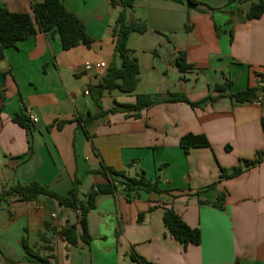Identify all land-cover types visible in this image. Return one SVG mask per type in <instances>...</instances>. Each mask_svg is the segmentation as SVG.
I'll list each match as a JSON object with an SVG mask.
<instances>
[{
	"label": "crops",
	"instance_id": "crops-1",
	"mask_svg": "<svg viewBox=\"0 0 264 264\" xmlns=\"http://www.w3.org/2000/svg\"><path fill=\"white\" fill-rule=\"evenodd\" d=\"M42 1L0 0V7L34 16L33 4ZM197 1L202 5L136 1L131 19L149 26L128 43L140 63V82L134 95L105 93L102 107L86 92L101 84L114 57L120 8H113L111 0H62L85 24L94 40L90 47L65 51L53 29L5 51L0 60V193L5 185L38 181L66 195L79 179L85 194L106 182L98 172L103 163L130 177L144 173L159 181L163 193L139 192L130 200L119 188L99 195L88 213L89 245L81 240L72 245L60 235L81 217L53 200L3 204L0 210L10 215L0 230V264H38L28 260L24 239L34 253L57 264H136L134 251L158 264H264V161L236 178L220 177L221 168L232 171L264 151V93L245 104L228 96L196 108L163 102L139 117L109 113L87 129L79 121L116 103L135 104L139 94L166 98L180 92L200 101L217 96L215 85L227 79L233 82L232 93L264 85V15L247 19L258 0ZM180 51L193 69L179 70ZM87 63L103 66L87 71ZM22 106L39 119L30 130L13 121ZM188 133L207 136L211 147L185 153L180 140ZM221 195L225 201L216 207ZM170 206L201 231L200 244L185 246L168 233L163 215ZM141 214L145 217L139 221Z\"/></svg>",
	"mask_w": 264,
	"mask_h": 264
},
{
	"label": "trees",
	"instance_id": "trees-1",
	"mask_svg": "<svg viewBox=\"0 0 264 264\" xmlns=\"http://www.w3.org/2000/svg\"><path fill=\"white\" fill-rule=\"evenodd\" d=\"M136 1L111 0L113 8H120L113 28L114 57L103 76L104 79H102L101 84L93 86L90 91L100 107H102L101 99L105 93L118 91L122 94L134 95L140 82V63L128 43L132 34H146L149 31V26L146 21L131 19V13ZM178 1H187L192 6L202 5L197 0ZM32 9L34 16L29 13L11 12L6 7H0V60L4 59L5 51L8 48L16 47L18 42L37 35L39 31L49 32L57 29L60 39H62V48L65 51L81 45L90 47L93 44L94 40L88 35L85 24L67 9L62 0L36 2L33 4ZM248 14L247 19L249 20L261 18L264 15V0H258L257 3H253ZM187 29L189 30V27ZM178 56L177 65L181 72L194 68L193 65L188 64L185 52L180 51ZM232 85V80L227 79L223 84L215 85L214 92L218 93L217 96L209 94L200 101H192L185 93L180 92L169 93L166 98H162L159 95L139 94L136 95L135 104L116 103V106L111 110L103 111L99 115L89 116L86 119H79V121L87 129L91 122L109 113L134 112V116L139 117L142 110L163 102H183L196 108L204 103H214L224 96H228L238 103L245 104L258 101L260 95L264 93V85L249 87L236 93L231 92ZM13 121L24 129H31V121L25 106H22L21 111L14 116ZM261 124L264 132V117L261 120ZM180 146L185 153H189L190 150L195 148H209L211 144L205 135L188 133L181 138ZM257 155L254 160H242L241 162L244 164L233 168L232 171L221 168V179L236 178L244 172L245 168L262 163L264 161V151L258 152ZM98 172L106 179V182L96 184L85 194L81 192V180L79 179L74 181L72 189L66 195L59 194L38 181H32L28 185H5L0 193V207L3 204H11L17 200L33 201V199L40 197L53 200L59 206L79 213L81 217L78 225L62 228L59 232L60 235L72 245H76L79 240L89 245L93 240L88 227V213L96 208V199L99 195L114 194L119 188H123L127 192L130 200H133L134 196L139 192L163 193V190L159 187V181L153 182L149 180L144 173L130 177L126 171H118L104 163ZM224 201L225 196L221 195L214 205L222 207ZM144 217L145 214H141L139 221L144 220ZM163 218L168 233L177 241L185 246L201 243V231L190 227L175 211L173 206L165 209ZM79 229L80 232L78 231ZM42 240L47 242L49 239L44 234L42 235ZM23 242L28 260L38 264H57L52 261L51 256H41L34 253L27 245L28 242L25 239ZM47 249L49 250V248ZM131 257L136 264H158L148 261L135 251L132 252Z\"/></svg>",
	"mask_w": 264,
	"mask_h": 264
},
{
	"label": "built area",
	"instance_id": "built-area-1",
	"mask_svg": "<svg viewBox=\"0 0 264 264\" xmlns=\"http://www.w3.org/2000/svg\"><path fill=\"white\" fill-rule=\"evenodd\" d=\"M102 66L103 65L101 63L100 64L87 63V64H85L84 69L89 71V70H92L94 68H102ZM86 95H90V91L89 90L86 92ZM28 116H29V119H30L31 123H33V124L38 123L39 119L36 116H33V115L30 116V114Z\"/></svg>",
	"mask_w": 264,
	"mask_h": 264
},
{
	"label": "water",
	"instance_id": "water-1",
	"mask_svg": "<svg viewBox=\"0 0 264 264\" xmlns=\"http://www.w3.org/2000/svg\"><path fill=\"white\" fill-rule=\"evenodd\" d=\"M0 212H2L1 214L3 215L2 217H0V230L3 228V226L8 223V218H9V215H10V211H2L0 210Z\"/></svg>",
	"mask_w": 264,
	"mask_h": 264
}]
</instances>
